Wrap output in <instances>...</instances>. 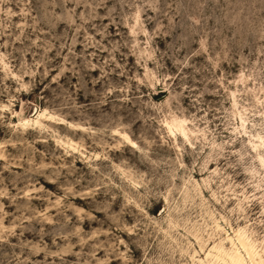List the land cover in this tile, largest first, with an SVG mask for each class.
I'll return each mask as SVG.
<instances>
[{
  "label": "rangeland",
  "instance_id": "374dc122",
  "mask_svg": "<svg viewBox=\"0 0 264 264\" xmlns=\"http://www.w3.org/2000/svg\"><path fill=\"white\" fill-rule=\"evenodd\" d=\"M240 228L264 255V0H0V264H225Z\"/></svg>",
  "mask_w": 264,
  "mask_h": 264
},
{
  "label": "bare ground",
  "instance_id": "6f19581e",
  "mask_svg": "<svg viewBox=\"0 0 264 264\" xmlns=\"http://www.w3.org/2000/svg\"><path fill=\"white\" fill-rule=\"evenodd\" d=\"M16 113V112H15ZM42 119H50L56 122L54 116L47 111V109H40V111L35 112L32 116L19 120L21 124L33 123L34 126L42 125ZM56 123H61L69 126L71 129L84 131L86 128L84 126H76L72 122L67 121L64 118H59ZM19 125V124H17ZM169 125V124H168ZM24 127V126H23ZM171 127V125H169ZM181 128V127H180ZM120 135L125 139V141L132 147L137 146L136 142L132 140L128 133H120ZM58 140V139H57ZM63 148L71 150L73 153H80L76 142L72 140H59ZM83 154V153H81ZM234 235H229L228 239L233 246V254L224 248L213 247L214 254L225 264H264V255L259 251L256 244L250 239L248 234L243 231L242 228L234 230ZM210 254H213L209 251Z\"/></svg>",
  "mask_w": 264,
  "mask_h": 264
}]
</instances>
